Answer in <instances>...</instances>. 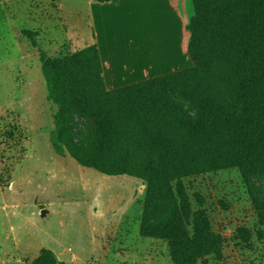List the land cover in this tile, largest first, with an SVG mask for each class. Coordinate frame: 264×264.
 Segmentation results:
<instances>
[{
	"label": "rangeland",
	"instance_id": "rangeland-1",
	"mask_svg": "<svg viewBox=\"0 0 264 264\" xmlns=\"http://www.w3.org/2000/svg\"><path fill=\"white\" fill-rule=\"evenodd\" d=\"M60 1L0 0V264H173L168 241L142 229L179 203L177 182L168 184L171 198L139 164L121 175L85 166L76 155H88L89 141L58 127L43 62L76 54L83 66L72 77L91 82L99 72L83 6L69 10L71 0ZM186 8L189 17V0ZM194 84L179 77L124 100L141 115L174 102L191 116L181 95ZM253 183L262 203L264 177ZM178 184L190 211H204L220 239L218 257L196 264H264V205L254 206L237 168Z\"/></svg>",
	"mask_w": 264,
	"mask_h": 264
},
{
	"label": "trees",
	"instance_id": "trees-1",
	"mask_svg": "<svg viewBox=\"0 0 264 264\" xmlns=\"http://www.w3.org/2000/svg\"><path fill=\"white\" fill-rule=\"evenodd\" d=\"M189 1V70L107 91L95 47L99 72L91 82L72 77L83 66L76 54L43 62L49 96L58 106V127L89 141L88 155H76L79 163L108 175L132 173L139 164L171 198L168 184L177 182L179 203L173 201L164 220L142 229L168 241L173 264L218 257L220 243L205 212L190 211L179 192L180 179L237 168L254 206L264 205L253 183L264 177V0ZM179 77L195 81L181 95L191 116L174 102L157 103L155 114L141 115L124 100ZM148 118L149 126H141L140 119Z\"/></svg>",
	"mask_w": 264,
	"mask_h": 264
},
{
	"label": "crops",
	"instance_id": "crops-1",
	"mask_svg": "<svg viewBox=\"0 0 264 264\" xmlns=\"http://www.w3.org/2000/svg\"><path fill=\"white\" fill-rule=\"evenodd\" d=\"M65 4L69 10L83 6L107 91L193 67L187 54L186 0H71Z\"/></svg>",
	"mask_w": 264,
	"mask_h": 264
}]
</instances>
